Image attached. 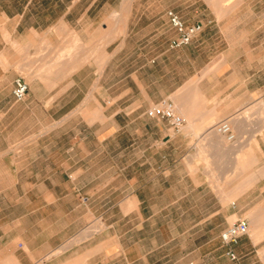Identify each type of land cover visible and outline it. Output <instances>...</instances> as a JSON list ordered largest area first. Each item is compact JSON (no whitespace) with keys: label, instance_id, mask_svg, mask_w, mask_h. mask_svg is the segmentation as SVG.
<instances>
[{"label":"crops","instance_id":"obj_1","mask_svg":"<svg viewBox=\"0 0 264 264\" xmlns=\"http://www.w3.org/2000/svg\"><path fill=\"white\" fill-rule=\"evenodd\" d=\"M191 260L264 264V0H0V264Z\"/></svg>","mask_w":264,"mask_h":264},{"label":"built area","instance_id":"obj_2","mask_svg":"<svg viewBox=\"0 0 264 264\" xmlns=\"http://www.w3.org/2000/svg\"><path fill=\"white\" fill-rule=\"evenodd\" d=\"M171 26L177 32V37L171 42V47H180L187 45L200 31V25H186L182 19L173 11L167 13ZM28 93L27 83L20 77L14 81L12 95L16 101L23 100ZM146 115L151 118H161L167 120L174 131H179L183 124V118L176 114L173 104L170 101H161L150 107ZM217 132L227 134L229 126L226 122H222L215 126ZM229 138H232L229 135ZM248 233V224L246 220H239L227 227L221 234L220 238L225 246L236 244L238 240ZM227 255L231 260H236V255L232 251H228Z\"/></svg>","mask_w":264,"mask_h":264},{"label":"rangeland","instance_id":"obj_3","mask_svg":"<svg viewBox=\"0 0 264 264\" xmlns=\"http://www.w3.org/2000/svg\"><path fill=\"white\" fill-rule=\"evenodd\" d=\"M213 6H215L217 10H224V9H226L227 4H214ZM208 246H209V244L208 245L205 244V252L208 251L206 249ZM194 248H195V245L193 243L189 242V244H188L189 251L194 250ZM209 262L210 261H208V260L204 261L205 264H209ZM180 263H182V262H180ZM193 263H194V260H191V261H187L186 264H193ZM177 264H179V263H177Z\"/></svg>","mask_w":264,"mask_h":264}]
</instances>
